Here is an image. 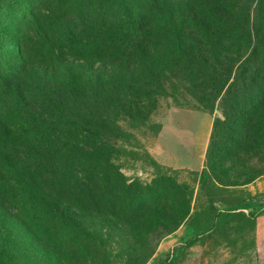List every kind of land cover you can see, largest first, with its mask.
I'll return each mask as SVG.
<instances>
[{
  "label": "rangeland",
  "instance_id": "rangeland-1",
  "mask_svg": "<svg viewBox=\"0 0 264 264\" xmlns=\"http://www.w3.org/2000/svg\"><path fill=\"white\" fill-rule=\"evenodd\" d=\"M254 44L264 0H0V264H264Z\"/></svg>",
  "mask_w": 264,
  "mask_h": 264
},
{
  "label": "trees",
  "instance_id": "trees-1",
  "mask_svg": "<svg viewBox=\"0 0 264 264\" xmlns=\"http://www.w3.org/2000/svg\"><path fill=\"white\" fill-rule=\"evenodd\" d=\"M210 21V20H209ZM249 26L247 28H244L243 26L233 25L228 26L221 29V32L216 33L217 41L219 43H222V36H226L225 33H227L228 41L230 42L232 46V50L234 47L238 45L244 44V39L248 37H252L251 29L252 26L250 24V21H248ZM225 31V32H224ZM252 45V42L250 43V46ZM230 51V50H229ZM231 52V51H230ZM232 53V52H231ZM262 53L259 56L258 52V45L254 44L253 50L249 53L248 56H246L242 61H233L232 66L229 70L228 75V81L231 79V76L233 74H237L238 78H251L254 79L256 82H261L264 84L263 80H260L261 73L258 68H254L253 64L254 62H260L263 63V59L261 58ZM252 70L256 72L257 75H253ZM230 76V77H229ZM237 78V79H238ZM244 79H241V81L244 84ZM20 177L13 176L11 180L5 181L3 180L0 182V187H6L5 183L8 184V191H13L15 188L19 187L20 185ZM202 182L207 183L208 181V173L207 170H204L202 173ZM17 191V190H16ZM8 192H6L7 194ZM12 207L16 210L19 217L32 229H34L38 234H44L48 232L51 228V214H52V208L50 207V203L43 201L39 203L35 202H23L21 197L19 196L18 199H15L13 202H11ZM212 208V207H211ZM215 209L213 208V211Z\"/></svg>",
  "mask_w": 264,
  "mask_h": 264
}]
</instances>
